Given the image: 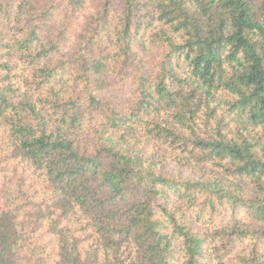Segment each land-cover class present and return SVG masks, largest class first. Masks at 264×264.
<instances>
[{"label":"trees","instance_id":"1","mask_svg":"<svg viewBox=\"0 0 264 264\" xmlns=\"http://www.w3.org/2000/svg\"><path fill=\"white\" fill-rule=\"evenodd\" d=\"M0 264H264V0H0Z\"/></svg>","mask_w":264,"mask_h":264}]
</instances>
